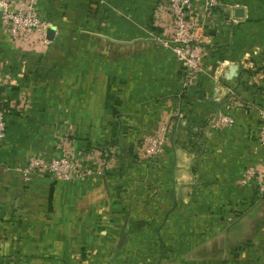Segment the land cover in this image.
<instances>
[{"label": "crops", "instance_id": "0c3cea01", "mask_svg": "<svg viewBox=\"0 0 264 264\" xmlns=\"http://www.w3.org/2000/svg\"><path fill=\"white\" fill-rule=\"evenodd\" d=\"M156 1L39 0L56 29L48 49L19 46L0 25V259L264 264V201L238 185L248 167L264 171V0L194 6L208 56L189 91L173 53L148 35ZM218 112L236 126L213 128ZM157 125L169 130L165 153L138 166L136 147ZM59 142L111 145L117 167L81 183L26 184L20 169L36 154L51 159Z\"/></svg>", "mask_w": 264, "mask_h": 264}, {"label": "built area", "instance_id": "2783aa9c", "mask_svg": "<svg viewBox=\"0 0 264 264\" xmlns=\"http://www.w3.org/2000/svg\"><path fill=\"white\" fill-rule=\"evenodd\" d=\"M201 0H157L149 14L148 35L162 47L170 50L181 66L182 87L189 91L196 87L203 72L208 51L198 36V24L191 16L194 6ZM205 12L219 9L220 0H202ZM104 2H101V4ZM39 0H0V25L10 40L19 46H39L48 49L56 36L53 24L45 19L39 10ZM53 28V39L49 30ZM233 104L235 108L238 98ZM260 119L258 142L264 150V109L258 112ZM5 110L0 106V143L6 138ZM220 132L236 126L232 114L216 113L210 122ZM169 130L157 125L139 141L140 158L143 163L154 165L165 153ZM58 153L51 159L40 155L31 156L20 169L26 184L42 176L56 183H81L93 177H102L117 167L118 156L111 145L95 150H70L59 142ZM238 185H253L257 196L264 201V171L248 167ZM0 264H14L10 259H0Z\"/></svg>", "mask_w": 264, "mask_h": 264}, {"label": "rangeland", "instance_id": "374dc122", "mask_svg": "<svg viewBox=\"0 0 264 264\" xmlns=\"http://www.w3.org/2000/svg\"><path fill=\"white\" fill-rule=\"evenodd\" d=\"M230 130V129H229ZM199 144H197V146H198ZM137 149H136V152L134 153V155H133V160H134V163L136 164V165H138V166H146V167H148V168H150V167H153V165H148V164H146V163H143L142 162V160L141 159H139L140 158V152H139V148H138V146L136 147Z\"/></svg>", "mask_w": 264, "mask_h": 264}, {"label": "water", "instance_id": "95a60500", "mask_svg": "<svg viewBox=\"0 0 264 264\" xmlns=\"http://www.w3.org/2000/svg\"><path fill=\"white\" fill-rule=\"evenodd\" d=\"M0 17H1V11H0ZM54 33H55L54 29L51 28V29L49 30V37H50V39H53V37H54Z\"/></svg>", "mask_w": 264, "mask_h": 264}, {"label": "trees", "instance_id": "16d2710c", "mask_svg": "<svg viewBox=\"0 0 264 264\" xmlns=\"http://www.w3.org/2000/svg\"><path fill=\"white\" fill-rule=\"evenodd\" d=\"M236 109H237V108H236ZM156 163H157V162H156ZM156 163H155V164H156ZM155 164H154V165H155ZM146 166H147V165H146Z\"/></svg>", "mask_w": 264, "mask_h": 264}]
</instances>
